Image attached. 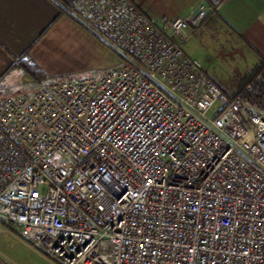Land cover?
Returning <instances> with one entry per match:
<instances>
[{
    "label": "built area",
    "instance_id": "1",
    "mask_svg": "<svg viewBox=\"0 0 264 264\" xmlns=\"http://www.w3.org/2000/svg\"><path fill=\"white\" fill-rule=\"evenodd\" d=\"M60 4L119 62L0 96V225L51 264H264V66L213 83L183 48L205 4Z\"/></svg>",
    "mask_w": 264,
    "mask_h": 264
},
{
    "label": "crops",
    "instance_id": "2",
    "mask_svg": "<svg viewBox=\"0 0 264 264\" xmlns=\"http://www.w3.org/2000/svg\"><path fill=\"white\" fill-rule=\"evenodd\" d=\"M130 1L151 20H163L159 24L161 27L176 16H191L200 4H205L208 8L207 14L194 35L211 23L220 24L243 38L256 51V60L252 64L256 68L255 73L264 66V0ZM60 2L0 0V96L3 90L12 86L19 87L31 82L35 87L45 81L64 78L70 74L73 69L69 64L74 57L76 36L80 41H88V44L91 43L99 51H104L98 38L61 11ZM258 44L259 49L255 47ZM117 62L119 59L114 63ZM28 64L37 67L44 76L43 80L36 75L28 76L23 68Z\"/></svg>",
    "mask_w": 264,
    "mask_h": 264
},
{
    "label": "rangeland",
    "instance_id": "3",
    "mask_svg": "<svg viewBox=\"0 0 264 264\" xmlns=\"http://www.w3.org/2000/svg\"><path fill=\"white\" fill-rule=\"evenodd\" d=\"M157 25L162 24L161 19H152ZM214 30H212V27ZM90 34H92L90 32ZM100 41V40H99ZM88 42V41H87ZM80 41L76 36L74 57L71 58L69 67L73 70L64 78L77 80V78L99 76L103 70L117 65L114 62L119 56L104 42V51L96 49L91 43ZM264 44V37H263ZM259 49V44L255 46ZM184 52L191 58L197 59L207 72V76L226 95H235L251 75L252 64L256 60V51L240 36L226 30L220 24L205 26L185 43ZM263 49V48H262ZM45 81L38 85L47 84ZM37 86V85H36ZM35 86V87H36ZM31 82L22 86H12L1 93L2 96L35 88ZM208 116L214 115V110L207 112ZM61 154L56 155V160L63 159ZM0 264H51L41 255L34 252L23 242L12 236L0 225Z\"/></svg>",
    "mask_w": 264,
    "mask_h": 264
},
{
    "label": "trees",
    "instance_id": "4",
    "mask_svg": "<svg viewBox=\"0 0 264 264\" xmlns=\"http://www.w3.org/2000/svg\"><path fill=\"white\" fill-rule=\"evenodd\" d=\"M58 1H61V2H66V1H64V0H58ZM61 11L62 12H64V10L62 9V7H61ZM20 63H22L21 61H20ZM24 70L26 71V73L28 74V76H39V77H37L38 79H40V80H43V75H42V73L37 69V67L36 66H34V65H32V64H28V65H24ZM254 69H256L255 67L254 68H252V70H251V75L248 77V79H247V81L245 82V84L248 82V81H250L253 77H254V75H256V73L258 72V70H257V72L255 73V71H254ZM244 84V85H245ZM243 85V86H244ZM243 88V87H242ZM241 88V89H242ZM240 89V90H241ZM239 90V91H240ZM230 97H232V96H230Z\"/></svg>",
    "mask_w": 264,
    "mask_h": 264
}]
</instances>
